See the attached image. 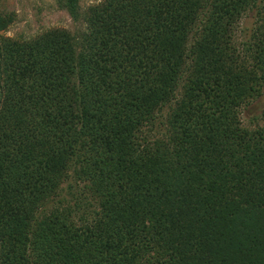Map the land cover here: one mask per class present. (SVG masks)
<instances>
[{
	"label": "trees",
	"instance_id": "16d2710c",
	"mask_svg": "<svg viewBox=\"0 0 264 264\" xmlns=\"http://www.w3.org/2000/svg\"><path fill=\"white\" fill-rule=\"evenodd\" d=\"M81 1L78 40L0 9V264H264V0ZM70 178L89 217L47 209Z\"/></svg>",
	"mask_w": 264,
	"mask_h": 264
},
{
	"label": "rangeland",
	"instance_id": "374dc122",
	"mask_svg": "<svg viewBox=\"0 0 264 264\" xmlns=\"http://www.w3.org/2000/svg\"><path fill=\"white\" fill-rule=\"evenodd\" d=\"M102 1L82 0L80 3L81 12L84 13L86 8ZM0 9L16 16L15 23L3 33L8 37H33L51 28H61L67 29L78 40L87 28L82 18L75 19L66 9L61 8L59 0H0ZM256 24L255 12H248L243 17L237 32L239 45L249 40ZM167 111V109L164 110L152 128L150 135H154V139L166 134ZM263 115L264 96L242 108V124L246 128L255 129L263 125ZM53 208L71 209L77 218H85L93 213L96 205L87 193L84 183L70 178L62 186L59 198L47 207L48 210Z\"/></svg>",
	"mask_w": 264,
	"mask_h": 264
}]
</instances>
